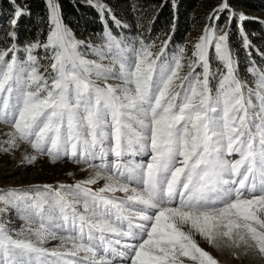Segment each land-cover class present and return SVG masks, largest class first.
<instances>
[{
  "label": "snow or ice",
  "instance_id": "snow-or-ice-1",
  "mask_svg": "<svg viewBox=\"0 0 264 264\" xmlns=\"http://www.w3.org/2000/svg\"><path fill=\"white\" fill-rule=\"evenodd\" d=\"M22 14L17 9L16 17ZM52 22L44 45L53 50L50 79L31 54L39 45L27 50V61L16 57L15 45L0 51V123L14 129L6 143L29 144L53 162L67 156L75 163L99 158L101 164L94 165V177L60 190L0 194V203L26 222L22 232L36 237L21 239L0 223V264H56L51 257L63 264H113L126 254L131 264H184L182 258L218 264L193 232L210 243L217 236L247 237L264 254V73L260 105L250 113L252 94L246 98L235 77L227 33L206 29L194 46L191 72L181 76L179 58L160 61L163 51L154 54L147 46L129 57L110 33L111 55L96 54L111 64L86 60L55 7ZM212 48L227 69L215 94L209 88ZM100 79H117L121 86L100 87ZM141 153H150L149 162L124 159ZM233 153L239 159L225 158ZM109 154L115 159L108 161ZM36 158L25 157L29 163ZM99 179L106 183L98 191L88 187ZM133 182L138 187H130ZM56 237L71 247L59 252L41 246Z\"/></svg>",
  "mask_w": 264,
  "mask_h": 264
},
{
  "label": "rangeland",
  "instance_id": "rangeland-1",
  "mask_svg": "<svg viewBox=\"0 0 264 264\" xmlns=\"http://www.w3.org/2000/svg\"><path fill=\"white\" fill-rule=\"evenodd\" d=\"M5 2H7V4H5L3 7L0 5V51H7L8 49L12 48L13 45H15L16 57L21 61H27V50L32 45H39L38 47L32 49L31 54L37 59L40 73L44 74L50 79L51 76L55 74L51 68V64L53 63V50L51 47L45 48L44 45L48 43L50 33L54 27L52 22V7H55L56 16L62 26L71 33L76 41L80 42L79 51L83 55L84 59L95 61L105 66L111 64L109 59H101V57L96 54V51L100 50L105 53L106 57L111 55V53H109L106 49V45L109 41L108 34L110 32L108 30L105 31L103 41L92 42L79 29H71L64 24L56 0H46L49 10L50 23L48 35L44 39L40 38L33 43L18 45L15 42V39H13L14 36L12 34L15 33V29L21 16L20 15L18 18L16 17L15 14L17 9L23 13V0H5ZM81 2L103 9L104 12L111 16L110 18H112L115 23L118 25H125L128 27V29H130L126 36L112 35L110 33L112 37H115L116 40L121 42L122 47H125L128 50L126 55L129 57L134 56L135 50H139L143 46H147L154 54L155 52H158L159 54L164 49L165 53L160 56V61L179 58L183 64V68L180 73L181 76H188L191 72L189 64L195 59L193 55L195 50L194 46L204 35L205 30L209 28L215 29L213 24L210 25L207 23V18L203 17H209V14L207 15V13H209L210 9H212L214 5L218 6L220 4L218 1V3L216 2L212 7L207 5L206 9L201 8L193 14L197 22L192 26L194 31L189 34L188 37L190 40L188 42L189 44H187L189 45V48L192 49L191 54L187 53V48L184 47H177L175 50H171L170 52H168L164 47L158 48L161 39H159L154 44L147 45L142 40L137 39V37L131 36V29L133 27L140 28L141 26L148 24L153 20L154 15H156L157 12V5L153 3V0H81ZM50 5L52 7H50ZM225 8L229 10V13L225 16L224 20L218 21L219 27L216 29L218 35L227 33L228 27L231 24V20L233 18V14H237L240 17L242 15L244 19H251V21L259 20L264 22V13L246 12L244 9H233L228 6ZM114 9L121 13L120 16L115 14ZM221 10L222 9L220 8V11ZM14 18L17 19L15 26L12 24V20ZM201 19L204 20L200 21ZM238 25L239 23H236L235 27ZM240 32L242 35H244L246 42H250L249 38H246V34L243 32V30H240ZM245 32L247 33V31ZM237 33L238 30L236 29L234 35H238ZM247 35L249 34L247 33ZM254 35L255 34H253V36ZM191 40L194 42L192 47L190 46ZM155 44L157 47H154ZM227 44L232 59L233 55L236 53L246 55V57H251V55H254L251 53V50H249L250 46H248V43H245L246 49H244L243 46L238 45V42H231L229 39ZM12 55L13 53L9 52V57ZM212 58L216 63L217 68L221 69L224 67V71L217 75L219 82L223 75L227 72L224 63L218 59L214 48L210 49L208 52L210 66V86L216 79L215 74H212L211 70L213 62ZM254 61L256 63H263V66L258 68L254 62L249 60L248 63H250V66L246 67V69H242L240 75L234 71L236 79H238L242 85H244L246 98L250 93L252 94V104L249 106L250 113L254 110V108H258L260 105L259 95L257 94L261 93V89L258 87V83L260 75L264 73V62L260 61V57H255ZM236 67L237 66L234 65L235 69ZM117 68L118 65H114L113 71H116ZM195 73H202V68L195 66ZM210 76L213 77L211 80ZM95 82L100 87H104L106 84L113 87L121 86V81L117 79H108L107 81L100 79L96 80ZM13 132L14 129L9 124L0 123V194L7 193L10 190L28 192L31 195H35L37 192L49 193L53 190H60V186L62 185H75L79 182L88 180L94 177L96 172L99 170L98 168L94 167V165L101 164V159L99 158L91 159L87 162L81 161L80 163H75L71 158L62 156L53 162L52 158L47 155L36 154L35 150L32 149L29 144L17 141V147L13 148L11 145L6 143V141L10 139V134ZM4 148H8L9 151H4ZM144 154L145 153L137 154L135 156H126L124 159L140 162L136 160H138ZM31 155H36L37 158L34 162L29 163L25 157L30 158ZM225 158L228 160H235L239 159V156L236 153H233L232 155L225 154ZM114 159L115 158L109 154L108 161H112ZM142 160H145L146 163L149 162L150 154L147 158H143ZM105 183V179H99L97 183L89 185L88 187H90L93 191H98L105 185ZM45 185L51 187L46 189L44 187ZM130 187L138 186L130 185ZM114 195L118 199L126 198V194L122 192H116ZM0 223H3L7 229L13 232L14 235L19 234V238L21 239H36V237L30 233L22 232V229H24L27 225L26 222L20 218V213H18L15 208L9 207L3 203H0ZM185 231H188V228H185ZM193 239L202 249L212 255L213 258L217 260L218 264H264V254H261L255 244L247 237L245 238V241H240L238 237H235L234 240H229L227 237L217 236L215 241L210 243L208 239H205L201 235L193 232ZM41 246L50 251L55 250L63 252L65 247L70 248L71 244L65 243V246L62 247V240L59 237H56L47 239ZM84 255V253H80V257H83ZM182 259L184 264H192V262L188 261L187 258ZM50 261H55L56 264H63V262L57 261L56 257H51ZM113 264L120 263L113 262ZM121 264H131V259L128 262Z\"/></svg>",
  "mask_w": 264,
  "mask_h": 264
},
{
  "label": "trees",
  "instance_id": "trees-1",
  "mask_svg": "<svg viewBox=\"0 0 264 264\" xmlns=\"http://www.w3.org/2000/svg\"><path fill=\"white\" fill-rule=\"evenodd\" d=\"M56 1L64 24L71 29H79L92 42L103 41L106 30L112 35L119 36H126L130 30L125 25L115 23L103 9L84 4L81 0ZM218 1L220 4L218 6L214 5ZM153 3L157 5V12L153 20L140 28L131 27V36L137 37V39L142 40L146 44L156 43L161 39L158 48L164 47L168 52L175 50L177 47H184L187 48V53L192 54V49L187 44H189L190 40L189 34L194 31L192 26L197 22L193 14L201 8L206 9L207 5L214 6L207 13L209 17L203 18H207L206 22L210 25L213 24L215 30L219 27L218 21L224 20L229 13L225 5L233 9H244L246 12L264 13V0H153ZM5 4H7L5 0L0 1L1 7ZM23 5V14L19 18L13 38L18 45L33 43L40 38L44 39L50 29L49 10L46 0H23ZM220 8L222 9L221 11ZM114 10L115 14L120 16L121 13L117 12L116 9ZM203 20L201 19L200 21ZM236 23H239V25L235 27ZM236 29L238 30V35H234ZM240 30H243L246 38H249L251 43H249V46L251 45L249 50L254 55H251V57H246V55L240 53L233 55L237 66L236 71L239 75L242 69L250 66L249 60L254 62L258 68L263 66V63H256L254 58L260 57V61L264 62V56H262L264 55V22L259 20L251 21V19L241 21L239 15L233 14L231 24L227 30L228 39L231 42H238V45L246 49L245 43H248V41L246 42ZM253 34L255 35L253 36ZM192 44L194 42L191 40V47ZM163 53H165L164 49ZM155 54H158V52H155ZM216 66L213 61L211 70L212 74L217 77L219 73L224 71V67L219 69ZM217 83L218 80L215 79L210 86L213 94L216 92Z\"/></svg>",
  "mask_w": 264,
  "mask_h": 264
},
{
  "label": "water",
  "instance_id": "water-1",
  "mask_svg": "<svg viewBox=\"0 0 264 264\" xmlns=\"http://www.w3.org/2000/svg\"><path fill=\"white\" fill-rule=\"evenodd\" d=\"M59 10H60V8H59Z\"/></svg>",
  "mask_w": 264,
  "mask_h": 264
}]
</instances>
